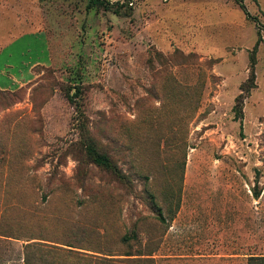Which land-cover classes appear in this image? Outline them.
Listing matches in <instances>:
<instances>
[{
  "label": "rangeland",
  "instance_id": "374dc122",
  "mask_svg": "<svg viewBox=\"0 0 264 264\" xmlns=\"http://www.w3.org/2000/svg\"><path fill=\"white\" fill-rule=\"evenodd\" d=\"M242 1L0 0V264H264Z\"/></svg>",
  "mask_w": 264,
  "mask_h": 264
},
{
  "label": "trees",
  "instance_id": "16d2710c",
  "mask_svg": "<svg viewBox=\"0 0 264 264\" xmlns=\"http://www.w3.org/2000/svg\"><path fill=\"white\" fill-rule=\"evenodd\" d=\"M236 1H238V3L240 4L241 8L245 11V13H247V15H249V12L246 9V6L243 3V1L242 0H236ZM108 3L106 4V7L111 5L110 3L109 4ZM261 41H262V35H261L260 32H258V38L256 40V43H255L253 49H252L251 56H250V75H249V79H248V81L244 82L241 85V91L242 92L235 99L236 100V104L234 106V109H235L237 114H240L239 118L242 117V109H243V103L245 101V98L249 96V93H250L251 89L256 87V83H255V78H256L255 65L257 63L256 62V54H257L258 47H259ZM250 79H252V83H249ZM76 93L77 92H75L73 95H76ZM72 96H69V100L70 101L72 100Z\"/></svg>",
  "mask_w": 264,
  "mask_h": 264
},
{
  "label": "crops",
  "instance_id": "0c3cea01",
  "mask_svg": "<svg viewBox=\"0 0 264 264\" xmlns=\"http://www.w3.org/2000/svg\"><path fill=\"white\" fill-rule=\"evenodd\" d=\"M45 46H44V48H45V50H46V57H45V59H40V60H38V61H34L30 66H29V69H30V71H29V73H30V77H28V79H21V80H23V81H21V80H19V79H17L16 77L15 78H13L12 80H13V83H12V85H3L2 84V87L4 88V89H15V88H18V87H21L23 84H25L27 81H29L30 80V78L32 77L31 76V67L33 66V65H36V64H44V65H47V64H50L51 62H52V58H51V53H50V47H49V44H48V41L45 39ZM12 56H13V52H12V49H10L9 50V52H8V54H7V57L5 58V62H7V66L9 67L10 65V63H12V61H11V59H12ZM27 80V81H26ZM13 87V88H12Z\"/></svg>",
  "mask_w": 264,
  "mask_h": 264
}]
</instances>
